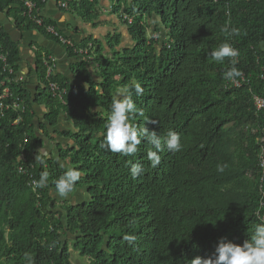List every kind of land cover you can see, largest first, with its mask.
<instances>
[{
    "label": "trees",
    "instance_id": "16d2710c",
    "mask_svg": "<svg viewBox=\"0 0 264 264\" xmlns=\"http://www.w3.org/2000/svg\"><path fill=\"white\" fill-rule=\"evenodd\" d=\"M111 1L132 47L117 50L114 34L82 44L91 61H78L67 49L76 58L70 72L79 84L50 78L65 90L62 102L44 95L39 55L32 101L23 82L12 83L23 110L0 111V264H26L25 252L34 255L35 264H74L73 253L85 264H190L211 255L221 238L242 244L264 222V142L256 141L264 138V109L257 111L253 103L254 96L264 99V0H134L124 11L130 24L119 14L124 1ZM96 4L69 0L66 10L90 22ZM37 5L41 11L43 4ZM22 9L20 2L0 0V13L16 29L38 32ZM152 17L158 25L150 30L146 19ZM225 26L239 34L226 37ZM226 38L240 53L236 67L242 75L233 81L221 78L228 60L221 65L209 56ZM0 54L15 74L8 77L18 76L20 54L3 29ZM42 55L46 60L49 54ZM3 66L0 62V80ZM137 82L144 92L139 97L133 92L132 99L142 114L131 122L160 136L174 130L182 137V150L160 153L156 168L149 166L146 141L135 156L122 157L107 150L102 135L116 90ZM33 105L44 110L47 128L65 116L71 128L53 130L65 147L35 119ZM36 129L55 146L59 161L43 155L45 141ZM21 156L25 175L17 169ZM131 164L142 165L136 179ZM69 166L83 172L73 194L85 191L87 200L77 204L53 191L54 180ZM42 171L49 172L50 187L34 190L31 184Z\"/></svg>",
    "mask_w": 264,
    "mask_h": 264
},
{
    "label": "clouds",
    "instance_id": "9594fccd",
    "mask_svg": "<svg viewBox=\"0 0 264 264\" xmlns=\"http://www.w3.org/2000/svg\"><path fill=\"white\" fill-rule=\"evenodd\" d=\"M124 17V12H119ZM127 17V16H125ZM124 21V19H123ZM125 22V21H124ZM221 31L225 33L226 37H233L239 34V30L236 28H229L227 26L222 27ZM69 49V48H66ZM74 50H87L86 56L77 55L83 58L87 57L86 61H91V55L88 49L76 48L73 45ZM73 49H71L73 51ZM239 50L232 46V44L226 38L220 43L214 50L209 53L212 61L217 64H224L225 60H228L230 67H227L222 71L221 78L225 81H233L237 77H240L242 73L236 67L238 63ZM43 56V55H42ZM44 85V84H42ZM133 92L137 97L142 96L144 89L140 83H135L132 87L122 86L118 88L113 95L109 115L104 125V144L107 150L114 154H119L122 157L135 156L139 151V146L142 142L146 141L150 148L146 155L149 162V166L156 168L161 163L160 153L169 152L172 154L178 153L183 148L181 134L169 130L166 135L160 136L155 130L149 131L146 127H139L134 125L131 121L137 114H142V110L137 109L134 100L132 99ZM46 111V109H45ZM64 116V115H60ZM65 117V116H64ZM155 124V121H150ZM54 129H48L49 133L53 134ZM36 135L41 137L45 141V145L49 143L37 129ZM61 131V130H60ZM51 134V135H52ZM52 137L56 139L53 134ZM49 148L43 149V155L56 156V150L46 151ZM59 161V158H57ZM40 163H43L41 160ZM59 166L64 168V163H60ZM224 166L222 164L217 165V171L223 172ZM142 172V165L131 164L130 175L133 179H136ZM83 176L82 170L74 167H67L64 174L58 179L54 180V193L60 199H67L73 193L76 192L78 184ZM33 184L37 189L49 188V172L42 171L38 180H34ZM125 239L133 240L134 237H125ZM22 259L26 261V264H35V257L31 252H25ZM190 264H264V222L258 223L254 226V230L250 237L245 239L242 244H237L232 241L221 238L211 255L206 258L199 256L191 260Z\"/></svg>",
    "mask_w": 264,
    "mask_h": 264
},
{
    "label": "crops",
    "instance_id": "0c3cea01",
    "mask_svg": "<svg viewBox=\"0 0 264 264\" xmlns=\"http://www.w3.org/2000/svg\"><path fill=\"white\" fill-rule=\"evenodd\" d=\"M68 0H45V3L41 7L42 17L51 22L55 28L62 34L63 37L67 38L72 42L76 48H81L82 44L91 38L95 41H103L109 35L119 36V46L117 50L122 48H130L133 43L129 36L127 27L123 25L118 17L112 12V1L111 0H97V4L94 10L95 19L90 22H84L76 14L69 12L68 10L60 9L59 3ZM123 2V7L119 12H124L127 7L125 5L133 3L134 0H121ZM150 30L153 26L158 25V20L156 17L151 19H146ZM0 23L4 33L8 36L10 41L17 46L20 54V62L17 66L18 77L22 79L24 87L27 93H35L36 87L39 84L36 74L35 65L37 64V56L44 53L55 57L56 68L55 76L64 77L68 80L70 86L75 87L79 84L77 80L74 79L70 70L72 65L76 63L77 60H83L82 57L77 56L75 59H70L67 55V49L62 47V45L57 44L52 39L46 38L44 35L37 31H20L16 29L15 23L12 18L6 13H0ZM95 67L90 65L88 68L91 76L96 79ZM40 87V86H39ZM41 109L42 108H37ZM35 113V119L41 118L43 114L38 116L37 111L33 108ZM44 111V110H43ZM60 120L64 121V129H70L71 124L66 121L64 116L59 117ZM35 122V120H34ZM69 126H66V125ZM70 127V128H69ZM57 130H61L59 127ZM56 142L60 145L66 146V142L56 137ZM46 148L50 151H55L56 148L52 143H48ZM45 148V149H46Z\"/></svg>",
    "mask_w": 264,
    "mask_h": 264
},
{
    "label": "built area",
    "instance_id": "2783aa9c",
    "mask_svg": "<svg viewBox=\"0 0 264 264\" xmlns=\"http://www.w3.org/2000/svg\"><path fill=\"white\" fill-rule=\"evenodd\" d=\"M16 2H20L23 6L22 9V13L21 16L22 17H26L27 19H29L31 22H33L37 28H38V32L41 34H44L45 36L55 40V42L59 45H62V47L64 48H70L73 49V44L70 40H68L67 38L63 37L62 34L52 25L50 24H44L43 22V17L41 15L40 9L38 8L39 3L44 4L45 0H35V1H30V0H14ZM68 1L65 2H61L59 3V8L60 9H64L66 10L68 8ZM124 19V21H127L128 24L131 23V19L128 17H122ZM2 32V26L0 23V35ZM73 52H75L77 55H81V56H86L87 55V50H74ZM45 56H42V65L45 68V72H44V80L46 82V88L48 91H50L53 94H61L64 95L65 94V90L62 89L57 83L52 82L50 80V78L52 76H54L55 74V68H56V59L55 57L48 55L46 60L44 59ZM0 62L4 65L1 69V72L3 74V79L0 80V87L3 89L2 93L0 95V111H2V109L4 107H6V109L11 105L13 107V109H20V106L18 104V99L13 97V93L10 90L12 83L14 84H18L20 82H22V79L19 78L18 76H14V78H9L8 75H15L14 72L11 69H7L6 65V55L4 54H0ZM7 69V71H6ZM6 72V74H4ZM5 75V76H4ZM235 86H238V84L236 82H233ZM4 102L7 103V105H4ZM253 103H254V107L257 111H260L262 109H264V99L259 98V97H253ZM11 108V107H10ZM256 141L258 142V144H262L264 142V138H262L261 136H258L256 138ZM26 142V141H24ZM260 158H261V163L260 166L262 167V169L264 170V161H263V156H264V149L262 147H260ZM20 165L18 166V172L22 175H25L27 172V164H26V160L24 159L23 156L20 157L19 159ZM26 165V166H25ZM29 168H32V165L29 164ZM31 186L33 187L34 190H36L35 185L32 183Z\"/></svg>",
    "mask_w": 264,
    "mask_h": 264
},
{
    "label": "rangeland",
    "instance_id": "374dc122",
    "mask_svg": "<svg viewBox=\"0 0 264 264\" xmlns=\"http://www.w3.org/2000/svg\"><path fill=\"white\" fill-rule=\"evenodd\" d=\"M132 4H133V3H131V5L127 3V5H125V6L127 7V9H129V8L132 6ZM148 29H150V26H149ZM148 32H149V30H148ZM148 32H147V33H148ZM40 90H41V88H40ZM43 92H45V93H44L45 96L48 95V92H47V91H43ZM36 111H37V114H39L38 116H40L41 113H42V114L44 113V111L41 110V109H36ZM42 114H41V115H42ZM65 125H66V124H65ZM66 126H69V125H66ZM58 127H59L61 130H63V129H64V121H62V120L59 119ZM70 127H71V126H70ZM70 127H69V128H70ZM48 129H49V128H48ZM67 129H68V128H67ZM52 135H53V134H52ZM67 200H68L69 202L73 203V204H77V203L82 202L83 200H84V201L87 200V197L85 196V191H81V192H78V193H76V194L71 195L69 198H67ZM72 262H73L74 264H85V261H83L82 259H79L74 253L72 254Z\"/></svg>",
    "mask_w": 264,
    "mask_h": 264
},
{
    "label": "bare ground",
    "instance_id": "6f19581e",
    "mask_svg": "<svg viewBox=\"0 0 264 264\" xmlns=\"http://www.w3.org/2000/svg\"><path fill=\"white\" fill-rule=\"evenodd\" d=\"M42 66H43V65H42ZM43 67H44V66H43ZM44 70H45V68H44ZM36 89H37V87H36ZM47 92H48L53 98H56L57 100H60V102H62V98L64 97V95H61V94H58V93L53 94V93H51V92L48 91V90H47ZM35 94H36V90H35V93H34V94L32 93V95H31V101H32V99L34 98ZM4 105L6 106L7 104H4ZM10 107H11V108H10ZM33 108L37 109L38 107H37L36 105H33ZM8 109L16 110V109H13V107H12L11 105H10L7 109H6V107H4L2 110L4 111V110H8ZM17 110L22 111L23 108L20 107V109H17ZM43 114H44V113H43ZM37 121H40V120L37 119ZM40 122H42V124H44V125L47 126L46 122H44L43 116H42ZM14 123H17V121H15Z\"/></svg>",
    "mask_w": 264,
    "mask_h": 264
},
{
    "label": "water",
    "instance_id": "95a60500",
    "mask_svg": "<svg viewBox=\"0 0 264 264\" xmlns=\"http://www.w3.org/2000/svg\"><path fill=\"white\" fill-rule=\"evenodd\" d=\"M47 153H49V150L46 151ZM56 159L58 158V156H54ZM58 160V159H57Z\"/></svg>",
    "mask_w": 264,
    "mask_h": 264
},
{
    "label": "flooded vegetation",
    "instance_id": "af4514ba",
    "mask_svg": "<svg viewBox=\"0 0 264 264\" xmlns=\"http://www.w3.org/2000/svg\"><path fill=\"white\" fill-rule=\"evenodd\" d=\"M58 101H60V100H58ZM40 122V121H39ZM42 122H40V124H41ZM48 127V125L46 126V128ZM48 129V128H47Z\"/></svg>",
    "mask_w": 264,
    "mask_h": 264
}]
</instances>
